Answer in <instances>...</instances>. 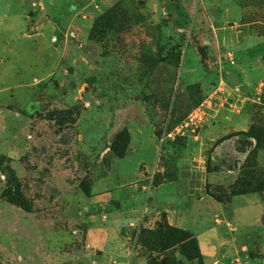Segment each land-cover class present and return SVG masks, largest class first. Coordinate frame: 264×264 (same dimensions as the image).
Here are the masks:
<instances>
[{"label":"rangeland","instance_id":"374dc122","mask_svg":"<svg viewBox=\"0 0 264 264\" xmlns=\"http://www.w3.org/2000/svg\"><path fill=\"white\" fill-rule=\"evenodd\" d=\"M221 82L239 112L170 139ZM263 95L264 0H0V264H203L193 228L137 198L119 161L156 141L169 175L178 161L200 175V215L185 219L205 227L216 203L264 199ZM231 117L243 129L212 139ZM252 198L225 209L238 229ZM223 216L221 263L264 264V220L231 235Z\"/></svg>","mask_w":264,"mask_h":264},{"label":"crops","instance_id":"0c3cea01","mask_svg":"<svg viewBox=\"0 0 264 264\" xmlns=\"http://www.w3.org/2000/svg\"><path fill=\"white\" fill-rule=\"evenodd\" d=\"M263 116L264 108L258 111V117L261 118ZM218 117L215 118V121L213 120L214 123L219 122ZM222 120L223 121L220 122L219 125H212V127L209 129L208 133L212 136V139L218 137L219 134L223 133L225 129L227 130L226 132H229L230 130L234 131L236 125L241 126V129H243V121L239 119L237 120V118H223ZM253 124V113L251 114L249 111H246L245 131L249 129V127H251ZM142 137H144L143 139L145 140H138V142H136L135 144L132 143L131 149L133 151L141 150V146H143L144 149L148 150L150 156H147L144 159L135 160V158L131 157L134 152H131L129 158L121 159L119 161V164L122 168L126 167L127 165L130 169V181L131 188L134 190L133 192H135L138 198L143 195L145 193V189H147L148 191H146L151 192L150 195L154 197L153 199L155 206L163 207V209H161L162 211L176 214L175 217H177V225L181 227L190 226L189 228H193L195 235L199 241L201 254L204 258L203 264H222L220 261L221 255L226 254V251L230 252L232 248L229 243L231 242L228 243L226 241H221L218 239L220 230L214 231V229H212L213 214L215 213V211L224 212L225 216H223L224 218L221 219L219 226H221V230L224 229L225 232L233 235V230L236 233L242 228L244 229L258 227L263 223L264 199L259 193H247L235 196L253 197L252 204L256 206L259 212L253 221H249V223L247 222L246 226H239L240 229H238L236 225L231 223L230 211L227 210V213H225V209H227V207L230 203H232L235 197L231 199V201H229L226 205H223L222 203H216L218 206L213 208V213L210 215V219H208V221L206 222L207 224L205 223L206 226L196 227L199 224H196L194 222L195 217L197 215H200L201 210L196 204H194V202L189 203L188 198L192 196L194 197V195L197 194H201L203 186L200 184L201 178H198L200 177V175L197 174L195 176H189L186 173L184 174L181 169L183 165L182 163H179L180 161H178V163L174 165L175 167L172 168V175H169V168L167 167V165H165L167 163L161 161L160 157L156 156V154L158 153V143L154 140H150V137L147 138L144 135H142ZM257 162L259 165V169L264 168V148L258 150ZM124 170H126V168H124ZM144 177L146 179V186H143L141 182ZM198 202L199 201H197V203ZM187 216L194 220L193 222L195 225L193 223L191 224L190 219V221H187L185 219V217Z\"/></svg>","mask_w":264,"mask_h":264},{"label":"built area","instance_id":"2783aa9c","mask_svg":"<svg viewBox=\"0 0 264 264\" xmlns=\"http://www.w3.org/2000/svg\"><path fill=\"white\" fill-rule=\"evenodd\" d=\"M230 59L232 60V56L230 55ZM230 93L226 91L223 82L219 84L216 91L201 104L188 118L187 122L180 126H176L173 130L168 133V137L172 140H182L185 137L186 128L191 125L201 126L203 121H206L207 117L216 118L219 113L226 114V112L235 111L239 112L240 107L237 103L229 101ZM225 104L228 107H224ZM206 109L210 111V113H206Z\"/></svg>","mask_w":264,"mask_h":264},{"label":"trees","instance_id":"16d2710c","mask_svg":"<svg viewBox=\"0 0 264 264\" xmlns=\"http://www.w3.org/2000/svg\"><path fill=\"white\" fill-rule=\"evenodd\" d=\"M207 193L208 194H210V195H212L213 197H215L217 200H219V201H221V202H223V201H226V200H223V199H221L220 197H218V196H215V194H213V193H211V191L209 190V191H207ZM245 194V193H244ZM236 195V194H235ZM228 202L230 201V199L229 200H227Z\"/></svg>","mask_w":264,"mask_h":264}]
</instances>
